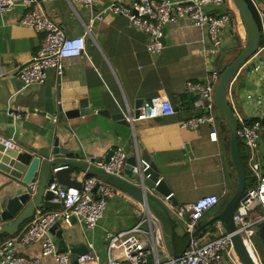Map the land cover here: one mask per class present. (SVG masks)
I'll return each instance as SVG.
<instances>
[{"label": "crops", "instance_id": "0c3cea01", "mask_svg": "<svg viewBox=\"0 0 264 264\" xmlns=\"http://www.w3.org/2000/svg\"><path fill=\"white\" fill-rule=\"evenodd\" d=\"M42 1L46 15L58 23L67 36L86 35V50L82 56L64 60L61 76L54 68H49L45 83L25 87L15 74L20 66L37 55L45 34L21 24L24 14L21 7L0 12L1 139L12 140L15 148L48 152L58 136L60 144L70 148L73 158L87 161L105 158L107 152L118 146L130 155L139 151L141 156L146 151L175 193L174 203L192 204L207 195L220 196L219 203L201 218L203 222L209 221L222 210L225 199L236 188L230 140L220 127L217 141L210 139L207 124L194 130L182 128V122L204 110L196 107L195 102L189 110L180 108L188 104L184 96L188 92L186 82L201 81L212 69L222 72L247 45V34L234 2L228 0L212 9L215 13L229 12L234 17V26L223 30V46L218 53H212L213 44L206 27L181 19L167 25L162 52L152 54L147 49L150 36L129 26L124 16L107 14L103 20L90 25L104 2L90 8L80 3L71 4L68 0ZM249 1L257 3L256 0ZM255 8L262 9L258 4ZM86 25H90V33H87ZM262 40L254 62L264 60V37ZM250 67L249 63L233 75L237 78L231 90V104L245 120L264 119V79L259 78L260 73H252ZM162 94L170 98L177 113L137 120L130 127L100 114L101 111L122 112L128 117L130 113L134 114L139 102ZM83 106L90 113L74 118L66 116V111ZM262 132L258 159L264 169V121ZM74 176L81 181L85 173L76 172ZM126 178L133 180L127 175ZM172 211L176 218L182 219L177 214V204ZM141 212L138 200L117 192L109 198L104 217L95 229L80 222L68 227V244L78 248L86 243L88 251L95 250L105 260L108 235L134 225ZM213 224L216 226L217 221L201 231L199 236L203 240L221 234L210 229ZM173 227V235L164 232V257L176 256L187 248L190 234L185 233L175 219ZM6 236L4 240L13 237ZM16 248L29 256L41 252L39 243L24 247L16 245ZM45 264L56 263L49 257Z\"/></svg>", "mask_w": 264, "mask_h": 264}, {"label": "built area", "instance_id": "2783aa9c", "mask_svg": "<svg viewBox=\"0 0 264 264\" xmlns=\"http://www.w3.org/2000/svg\"><path fill=\"white\" fill-rule=\"evenodd\" d=\"M71 4L80 3L90 8L104 2L101 10L92 17L90 25L96 20H103L105 15L124 16L129 26L150 36L147 49L152 54H160L164 48L162 40L168 24L181 19H189L200 27H206L212 40V53H218L223 46L222 33L226 27L233 24V15L229 12L215 13L212 9L226 4L228 0H68ZM15 7L24 9L21 24L45 34L41 47L32 60L17 69L15 74L23 86L43 84L47 80V69L54 68L59 76L64 71V60L70 57L82 56L86 50V35L67 36L63 28L45 13L42 0H0V12L7 13ZM260 17L262 37H264V11L257 10ZM90 25H86L90 33ZM86 33V34H87ZM250 63L252 73H260L264 79V60L253 59ZM246 64V65H247ZM241 70V69H240ZM239 70V71H240ZM221 72L212 69L201 81L186 82V89L196 95L195 106L203 109L204 114L196 115L182 122L184 129H198L207 124L210 127V139L218 140L219 125L214 113L216 107L214 92L219 82ZM236 75L230 82V92ZM251 97V96H249ZM229 95L230 103H233ZM242 128L239 127V138L242 137L248 148V168L252 172L253 183L247 187L237 205L234 220L237 232L242 236L244 244L256 264H264L259 256L255 243L258 227L264 223V169L258 159V152L263 140V118L247 125L233 106ZM139 114L135 117L130 113L127 120L134 126L137 120L155 119L177 113L170 98L158 95L143 102L139 107ZM18 117H21L18 114ZM6 147L15 148L12 140L3 139ZM114 153L107 162L105 158H89V162L104 168L107 172L126 178V162L130 154L121 146L114 148ZM137 164L132 166L131 172L139 176L141 182L150 164L141 159L139 151ZM61 167L54 168V172ZM82 186L64 187L56 179L49 183L53 192V202L63 208L51 212L38 209L31 221L13 237L4 240L0 245L1 264H45L52 257L56 264H241L235 251L233 233L220 234L213 239L203 240L202 237L192 238L191 244L178 256H162L166 253L164 230L158 217L152 214L145 204H141L142 212L139 220L129 228L110 233L108 235L107 257L102 259L95 250L73 258L70 252L60 251L57 239L50 233L54 224L71 226L70 217L76 216L80 223L89 229H95L104 217L109 198L121 192L113 185L94 175L85 174L81 180ZM159 182L156 183V185ZM166 196L165 203L171 209L174 204L172 197ZM220 196L211 194L199 198L192 204L177 206L178 215L187 223L186 232H194L197 222L204 214L216 206ZM259 210L262 213H259ZM221 221L216 227L220 231ZM39 243L41 252L36 256H29L17 250L16 245L30 246ZM92 247V245H91ZM93 248V247H92ZM257 260H256V258Z\"/></svg>", "mask_w": 264, "mask_h": 264}, {"label": "water", "instance_id": "95a60500", "mask_svg": "<svg viewBox=\"0 0 264 264\" xmlns=\"http://www.w3.org/2000/svg\"><path fill=\"white\" fill-rule=\"evenodd\" d=\"M237 9L238 16L243 24L247 34V45L242 48L236 58L231 61L221 72L219 82L214 92L215 105L221 112L224 120L230 129V156L232 164L236 171V188L228 196L226 203L221 211L213 216L209 221L199 220L190 235L187 247L190 246L192 238L199 236L203 228L215 221H221L222 234L233 233L232 240L235 251L241 264H256L255 260L246 248L242 236L237 232V226L234 220V214L237 205L247 187V169L243 158L240 139H239V117L229 101L230 82L233 75L246 66L250 58L255 55L262 42V32L259 20L253 10L258 4L264 11V0H256L255 4L249 0H232ZM253 6V7H252ZM256 9V8H255ZM234 26V19L233 24ZM166 34V29H165ZM165 42V35L162 38ZM142 104L139 102L138 107ZM138 107L134 116L139 114ZM90 110L83 108H74L66 111L68 118L86 115ZM100 114L112 118L120 124L131 126L124 113L119 112L110 114L108 111H101ZM114 150H110L105 155V161H109ZM72 151L67 145L60 144V138L57 136L55 141L46 151H30L23 148L6 147L0 134V237L4 235L15 236L29 219H31L38 209L52 210L62 209L63 207L53 202V192L49 189V183L52 179L64 187L77 186L81 187L82 182L75 177L76 172H83L87 175H94L116 187L121 192L128 194L138 200L140 204H145L153 215L158 217L162 223L164 232L173 235V220H177L182 227L186 228V222L179 217L174 216V212L165 203V197L173 193L166 180L161 177L160 170L151 160L149 154L143 151L141 159L150 164L145 171L149 175L141 182L139 176L131 172L132 166L137 164V155H130L126 162V175L133 178L129 180L124 177L107 172L104 168L96 166L87 160H80L72 157ZM61 167L54 172V168ZM159 184L156 185V183ZM174 206V196L171 198ZM71 225L79 223L76 216L70 217ZM259 232L255 235V243L259 256L264 263V223L260 224ZM70 227V226H69ZM170 229V230H169ZM50 233L58 241L60 251L70 252L73 258L88 252L86 243L78 248L69 246L67 236L68 227L61 226L60 222L54 224ZM0 240V245H1ZM174 246V243L172 244ZM180 255L179 253L175 254Z\"/></svg>", "mask_w": 264, "mask_h": 264}, {"label": "trees", "instance_id": "16d2710c", "mask_svg": "<svg viewBox=\"0 0 264 264\" xmlns=\"http://www.w3.org/2000/svg\"><path fill=\"white\" fill-rule=\"evenodd\" d=\"M253 10H254V12L256 14L257 19L260 22V17H259V14H258L257 10L254 7H253ZM184 96H185L186 100H188V104H185V105L183 104L182 105V108H180V109H182V110H189L192 107V103L194 104V102H195V100H196L197 97H196L195 94H192V92L190 93L189 91ZM204 113H205V111H202V112H200L197 115H201V114H204ZM215 116H216V114H215ZM221 116H222V114H221ZM216 119H217V123H218L220 129L223 131V133H225L226 139L227 140H230V129H229V126L227 125L226 121L224 120L223 116H222V118H219V119L216 116ZM258 119L259 118H255V119H252V120H247L246 119L245 120V123L247 125H250V124L254 123L256 120H258ZM262 121H264V119H262ZM240 128H242V124H240ZM239 139H240V145H241V150H242L243 158H244V161H245V164H246V169H247V184L248 185H251L253 183V177H252V172L249 170L248 164H247V154H248L247 146H246V144L244 142V139L242 137H240ZM245 152H246V154H245ZM259 213H262V211L259 210ZM210 229L213 232L218 231V229L215 226V224H213V227H211ZM5 237H8V236L4 235V236L0 237V239H3V241H4V238ZM198 237H201V236H198Z\"/></svg>", "mask_w": 264, "mask_h": 264}, {"label": "rangeland", "instance_id": "374dc122", "mask_svg": "<svg viewBox=\"0 0 264 264\" xmlns=\"http://www.w3.org/2000/svg\"><path fill=\"white\" fill-rule=\"evenodd\" d=\"M220 65V64H219ZM222 67V66H221ZM216 112V113H215ZM214 113L217 115V117H218V119L219 118H222V116H221V112L219 111V109L217 108V107H215V109H214ZM247 150H248V148H247ZM245 154H246V152H245ZM247 161H248V154H247ZM225 201H226V199H225Z\"/></svg>", "mask_w": 264, "mask_h": 264}, {"label": "bare ground", "instance_id": "6f19581e", "mask_svg": "<svg viewBox=\"0 0 264 264\" xmlns=\"http://www.w3.org/2000/svg\"><path fill=\"white\" fill-rule=\"evenodd\" d=\"M256 258V257H255ZM256 260H257V258H256Z\"/></svg>", "mask_w": 264, "mask_h": 264}, {"label": "clouds", "instance_id": "9594fccd", "mask_svg": "<svg viewBox=\"0 0 264 264\" xmlns=\"http://www.w3.org/2000/svg\"><path fill=\"white\" fill-rule=\"evenodd\" d=\"M258 12V11H257Z\"/></svg>", "mask_w": 264, "mask_h": 264}]
</instances>
